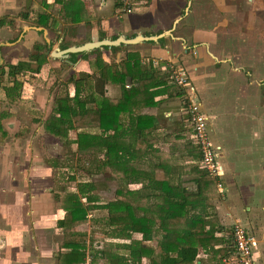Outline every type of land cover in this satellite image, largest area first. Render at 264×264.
<instances>
[{
	"label": "crops",
	"instance_id": "obj_1",
	"mask_svg": "<svg viewBox=\"0 0 264 264\" xmlns=\"http://www.w3.org/2000/svg\"><path fill=\"white\" fill-rule=\"evenodd\" d=\"M134 2L124 12L121 0H0V264H156L178 255L162 240L185 233L188 218H200L193 232L210 222L213 235L211 245H197L192 264H222L236 223L254 234V263L264 264V0ZM161 33L57 55L91 40ZM97 58L135 59L141 71L151 65L160 83L127 95L137 82L129 67L119 82L106 81ZM166 59L184 68L207 116L222 190L199 166L185 94ZM19 62L26 69L9 70ZM13 80L21 87L7 95ZM76 83L87 106L119 99L117 153L91 144L112 129L87 115L74 123ZM62 97L72 124L59 136L46 123ZM115 157L119 176L108 166ZM98 177L115 184L112 194ZM117 201L119 222L109 223L107 205ZM71 207L84 218H64ZM74 246L82 257L69 254Z\"/></svg>",
	"mask_w": 264,
	"mask_h": 264
},
{
	"label": "trees",
	"instance_id": "obj_2",
	"mask_svg": "<svg viewBox=\"0 0 264 264\" xmlns=\"http://www.w3.org/2000/svg\"><path fill=\"white\" fill-rule=\"evenodd\" d=\"M72 21L76 20V17L74 15L71 18ZM95 65L99 66L96 67L99 69L100 76L108 81L111 80L109 76L112 75L115 80L119 82V74L122 75L123 70L125 69L124 67H129V74L131 77H137V82L134 84L132 90L125 91V94L129 95L132 91H142L143 87H146L144 85L147 84V82H150L153 80L152 83L154 85H158L161 80V76L159 75L158 72H156L153 68H150L148 66L144 71H141L140 69V63L138 60H133L132 65H129L127 62H121L120 65L118 64H104L101 63V61L97 58L95 59ZM26 69L25 63L19 62L16 65H10L9 70H20V69ZM39 67H36L35 70H37ZM94 69V68H93ZM150 71V72H149ZM2 73V71H0ZM78 83V82H77ZM75 84V94L74 98L72 99V105L75 104V108L71 107V114L72 118L75 124H79L80 117H85L90 116L91 118L97 119L98 124L104 128V130L112 129L113 132L112 134H108L105 136H98L95 140L91 141L94 143L93 145L97 144L100 147L106 148L107 153H110L112 150L116 152L117 146L119 145V132H118V121H117V114L119 113V99L116 101H112L110 99L104 98L102 101H96V104L93 106H87L86 100L83 97H79V90H78V84ZM129 86V84H128ZM21 87V82L18 80H13V84L10 88L7 89V95L10 94L11 90H14L15 88ZM128 92V93H127ZM142 104V103H141ZM71 105V106H72ZM140 106H138L139 109ZM69 105L66 97H62L58 100L57 102V107L55 108L59 115L57 118H54L53 116L49 117V120L46 123V126L53 125L55 126L57 130V134L59 136H62L65 134V130L67 125H71V117L69 116ZM117 153V152H116ZM108 166L110 169L119 176V158H114L109 161ZM204 170V169H203ZM203 173L209 178L210 175L204 170ZM71 199L72 195L69 196ZM118 200V199H117ZM108 208V218H109V223H118L119 222V201L113 202L109 205H107ZM66 214L64 215V218H70L74 217L76 215H80L81 218H84L83 216L85 215V210L81 207H71L68 208V210L65 212ZM78 217V218H80ZM200 218H188V227L185 233H181V236L176 235L173 238H165L162 240V242H170L175 245L174 248L178 251L177 256L169 257V256H164L163 259L159 263L156 264H192L193 260V255L195 254V249L198 244L202 246H207L209 243L211 245V240H212V231L210 230L212 225H210V222L208 224L204 223L201 225L200 228H203L204 231H198V232H193L192 229L197 227L199 225V220ZM177 218H170L171 223H176ZM118 221V222H117ZM66 224L68 222L65 221ZM208 227V229L205 230V227ZM168 244V243H166ZM164 245V244H162ZM181 249V250H180ZM169 250V248L167 249ZM223 253V252H222ZM69 254H74L84 255L81 252H78L77 248L74 246L72 247ZM223 255H225L223 253ZM71 256V257H72Z\"/></svg>",
	"mask_w": 264,
	"mask_h": 264
},
{
	"label": "built area",
	"instance_id": "obj_3",
	"mask_svg": "<svg viewBox=\"0 0 264 264\" xmlns=\"http://www.w3.org/2000/svg\"><path fill=\"white\" fill-rule=\"evenodd\" d=\"M124 12H130L134 8V0H121ZM159 58H146L144 61L152 65H158ZM168 77L172 83L184 91L185 101L183 112L190 129L192 143L200 152L199 166L211 177L216 178V185L222 190L219 180L220 165L218 162V150L220 147L214 146L209 138L207 128V116L201 109V103L195 92L191 89L190 81L184 68L171 59H166L164 65ZM233 250L230 254L221 258L222 264H255L253 258V247L256 237L244 226L236 223L231 230Z\"/></svg>",
	"mask_w": 264,
	"mask_h": 264
},
{
	"label": "water",
	"instance_id": "obj_4",
	"mask_svg": "<svg viewBox=\"0 0 264 264\" xmlns=\"http://www.w3.org/2000/svg\"><path fill=\"white\" fill-rule=\"evenodd\" d=\"M164 33L169 34L170 31H166ZM164 33H161V34L156 35V36H149V37H144L142 35H140V36L138 35V36H135V37L130 38V39L119 37V38H115L112 40L107 39V38L100 39V40H91V41L84 42V43L79 44V45H71V46L64 48L62 50H58L57 55H67L68 53H83V52L87 55V53L89 51H91L92 49H94L96 47H101L104 45H118L121 42L136 43V42L141 41V40H151V39L155 40V39L163 36ZM57 49H59V48H57Z\"/></svg>",
	"mask_w": 264,
	"mask_h": 264
},
{
	"label": "rangeland",
	"instance_id": "obj_5",
	"mask_svg": "<svg viewBox=\"0 0 264 264\" xmlns=\"http://www.w3.org/2000/svg\"><path fill=\"white\" fill-rule=\"evenodd\" d=\"M93 167V166H92ZM103 174V173H102ZM81 175H82V173H81ZM104 176L107 178V175H105L104 174ZM104 176H101L102 177V179H104ZM99 179V180H98ZM96 182H100V183H98V185L100 186V185H102V186H104L106 189H107V191H108V195H110V194H112V190H113V187H114V183L113 184H110L109 182H104L103 180H101L99 177L98 178H96V180H95ZM98 186V187H99ZM109 186H110V188H109ZM100 188V187H99ZM102 212L101 213H103V211L104 210H101ZM97 214H99V211L97 210V212H96Z\"/></svg>",
	"mask_w": 264,
	"mask_h": 264
}]
</instances>
